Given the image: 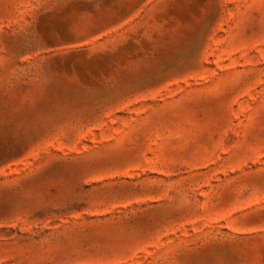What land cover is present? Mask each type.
Returning a JSON list of instances; mask_svg holds the SVG:
<instances>
[{
    "label": "rangeland",
    "instance_id": "1",
    "mask_svg": "<svg viewBox=\"0 0 264 264\" xmlns=\"http://www.w3.org/2000/svg\"><path fill=\"white\" fill-rule=\"evenodd\" d=\"M0 264H264V0H0Z\"/></svg>",
    "mask_w": 264,
    "mask_h": 264
}]
</instances>
